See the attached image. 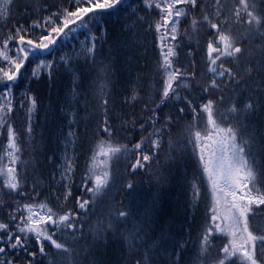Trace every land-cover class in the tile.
Here are the masks:
<instances>
[{
	"label": "snow or ice",
	"instance_id": "snow-or-ice-1",
	"mask_svg": "<svg viewBox=\"0 0 264 264\" xmlns=\"http://www.w3.org/2000/svg\"><path fill=\"white\" fill-rule=\"evenodd\" d=\"M0 100V264H264V0H3Z\"/></svg>",
	"mask_w": 264,
	"mask_h": 264
},
{
	"label": "trees",
	"instance_id": "trees-1",
	"mask_svg": "<svg viewBox=\"0 0 264 264\" xmlns=\"http://www.w3.org/2000/svg\"><path fill=\"white\" fill-rule=\"evenodd\" d=\"M46 15V14H45ZM156 19H159V17H156ZM183 22L181 24V28H183ZM65 83H62L61 84V95H63V90H64V86H65ZM40 96H41V99L45 102H47V95L45 94V91L43 88H40ZM53 99H55V97H53ZM1 103V102H0ZM14 105H15V101H14ZM13 113L14 115L16 116V122L12 125L13 127H19L21 125H23L24 127L27 126L26 124V118H25V113L23 110H21L18 114L16 113V108L14 107L13 109ZM8 152V148H7V140L5 139V136L2 132V130H0V161L2 160L3 157H5V154H7ZM3 175L0 174V180L3 182Z\"/></svg>",
	"mask_w": 264,
	"mask_h": 264
},
{
	"label": "rangeland",
	"instance_id": "rangeland-1",
	"mask_svg": "<svg viewBox=\"0 0 264 264\" xmlns=\"http://www.w3.org/2000/svg\"><path fill=\"white\" fill-rule=\"evenodd\" d=\"M2 2H3V0H0V4H2ZM221 2L223 3V4H227V5H229V6H231L234 2H235V0H221ZM151 42L152 41H149V45H150V48H149V52H152V49H151ZM103 84V81L101 80V81H99L98 82V85H102ZM0 102L2 103V100H0ZM25 155V154H24ZM25 158L27 159V161H28V156L27 155H25ZM24 162H25V159H23L21 156H20V159L17 161V163L14 165L15 167L17 166L18 167V171H21L22 170V168H23V165H24ZM90 163V166H91V162H89ZM1 164V163H0ZM3 164L6 166V167H0V169H5L6 170V168L8 167V166H10V164H9V158H8V156H5L4 158H3ZM3 180L5 179V177L3 176V178H2ZM222 240H224L225 242H227V238H225V237H223V239Z\"/></svg>",
	"mask_w": 264,
	"mask_h": 264
},
{
	"label": "bare ground",
	"instance_id": "bare-ground-1",
	"mask_svg": "<svg viewBox=\"0 0 264 264\" xmlns=\"http://www.w3.org/2000/svg\"><path fill=\"white\" fill-rule=\"evenodd\" d=\"M151 37V35L150 34H148V38H150ZM0 184H2V181L0 180ZM176 195V193H173V196H175Z\"/></svg>",
	"mask_w": 264,
	"mask_h": 264
}]
</instances>
